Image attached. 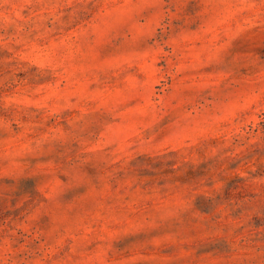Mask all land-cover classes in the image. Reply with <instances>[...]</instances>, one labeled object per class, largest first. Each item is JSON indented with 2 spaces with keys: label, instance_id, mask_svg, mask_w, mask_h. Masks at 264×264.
<instances>
[{
  "label": "rangeland",
  "instance_id": "rangeland-1",
  "mask_svg": "<svg viewBox=\"0 0 264 264\" xmlns=\"http://www.w3.org/2000/svg\"><path fill=\"white\" fill-rule=\"evenodd\" d=\"M0 264H264V0H0Z\"/></svg>",
  "mask_w": 264,
  "mask_h": 264
}]
</instances>
